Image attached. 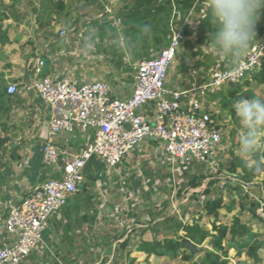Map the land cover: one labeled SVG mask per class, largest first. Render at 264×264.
Here are the masks:
<instances>
[{
  "label": "crops",
  "instance_id": "crops-1",
  "mask_svg": "<svg viewBox=\"0 0 264 264\" xmlns=\"http://www.w3.org/2000/svg\"><path fill=\"white\" fill-rule=\"evenodd\" d=\"M145 1L0 0V11L6 15L4 26L9 36L7 43H0V227L12 205L20 203L32 187L52 176V170L43 164V147L47 141L46 125L51 109L38 93L24 88L26 83L34 80V64L38 58L45 61L43 75L58 79L69 78L76 84L106 81L111 86V94L123 99L129 98L133 93L134 67L144 59L157 57L162 48L169 45L173 26L183 25L186 37L167 74L168 88L187 90L195 81H204L206 70L214 62L220 61L232 67L240 60L229 59L215 46L212 39L215 29L210 18L208 0ZM129 20L132 24L127 25L124 21ZM143 25L151 27L149 37H145L140 30ZM62 29H66L65 34L61 33ZM256 32V40L250 48L258 42H264V9L257 21ZM251 76L237 85L240 95L251 93L252 96H242L239 100L253 97L264 99V85L254 82L246 84ZM12 83L18 89L14 94L7 91L8 85ZM230 92L231 85H225L202 98L204 109L213 115L216 127L221 133L228 132L224 136L222 133L219 146V172L215 173L208 164L198 162H179L172 167L163 158L161 144L151 140L145 141L139 149L126 157L128 165L122 162L117 167H108L102 160L93 158L84 169L85 179L81 190L50 219L42 241L22 264H75L73 259L79 257L83 249H92L93 243L96 247L110 244L112 238L109 235H105L104 245H101L103 237H93L95 241L92 242L88 239L87 228L89 229L90 224L96 225L100 219L97 211L91 215L89 209L100 208L105 200L110 208L111 223L118 220L119 215L115 213H119L117 207L120 206L117 199L113 198L120 194L114 192L118 185L117 181L114 183L113 175L124 178V173L126 175L129 170L137 167L129 165V161L135 156L150 160L149 165L142 172L141 178L120 184L119 191L130 194L136 187H146L143 191L146 211L136 215L128 213L133 221L126 216L125 219L122 218L123 232L120 235L125 236H118L111 248L122 246L125 239H129L131 243L135 233L138 239L133 242V247L127 245L124 248L133 250L140 239L176 237L175 231L169 228L171 223L162 224L172 216L186 223L197 222L210 230L211 225L214 229L227 222V225H232L234 218L239 217L248 227H252V231L258 233L253 241L263 243L264 221L254 214L255 206L260 205L254 200L264 199V168L259 167V164H264V138L256 153L244 155L240 152L239 141L245 129L234 107L239 100L232 104L234 99ZM258 92L261 94L258 95ZM184 100V105L187 106L188 97H184ZM153 107L152 105L151 111ZM56 142L68 152L76 153L86 146L87 136L80 131H76L74 135L63 132ZM257 155L260 156L259 160ZM63 161L64 157L60 160L61 165ZM245 173L249 178L247 181L250 190L255 192L244 188L245 182L241 177ZM182 175L187 178L186 187L190 188H186L187 193L179 195L183 200L175 203L174 191L178 185L184 186ZM225 176L235 177L236 181L232 185L221 186ZM194 182L200 185L193 187ZM100 185H105L106 190L113 193L109 197L96 193L95 189ZM129 187L132 189L129 190ZM206 189L210 190V194L205 192ZM163 193H167L169 199L163 198ZM216 197H222L225 205L220 210L218 219L207 216L203 208L204 201ZM195 198L199 199L198 202ZM193 202L202 207L199 213L188 211L186 206L181 207V204L186 203L191 206ZM168 203L170 211H160ZM153 207L155 210L159 209V212L153 211ZM184 233L180 231L179 235ZM13 239L14 236L0 228V247ZM205 242L197 245L198 250L203 246L211 249L210 243ZM236 246V243L234 247L233 244L230 245L229 255L235 252ZM133 254L139 257L138 262L141 264L142 260L151 262L156 257L144 252ZM200 256L194 257L192 261L172 262L193 264ZM226 259L233 262L230 256ZM105 264H113V259Z\"/></svg>",
  "mask_w": 264,
  "mask_h": 264
},
{
  "label": "built area",
  "instance_id": "built-area-1",
  "mask_svg": "<svg viewBox=\"0 0 264 264\" xmlns=\"http://www.w3.org/2000/svg\"><path fill=\"white\" fill-rule=\"evenodd\" d=\"M185 37L183 25L172 27L169 45L157 57L144 59L134 67L133 93L126 99L114 97L106 81L76 84L69 78L43 75L45 61H35L34 80L24 88L38 93L51 109L43 164L52 170V176L10 207L0 228L14 239L0 247V264H22L37 249L50 219L80 190L84 169L93 158L117 167L151 140L161 144L163 158L172 167L179 162H198L219 172L222 134L213 115L205 111L202 98L225 85L240 84L258 72L264 60V42L254 44L232 67L214 62L206 70L204 81H195L189 89H171L166 85L167 74ZM7 91L16 93L17 85L9 84ZM184 97H188L187 106ZM76 131L87 136L84 148L70 153L57 144L63 132L74 135ZM259 208L262 212L258 214L264 216V202Z\"/></svg>",
  "mask_w": 264,
  "mask_h": 264
},
{
  "label": "rangeland",
  "instance_id": "rangeland-1",
  "mask_svg": "<svg viewBox=\"0 0 264 264\" xmlns=\"http://www.w3.org/2000/svg\"><path fill=\"white\" fill-rule=\"evenodd\" d=\"M259 94H261V92H258V95ZM251 96H252V94L249 93V95H246L245 97L248 98V97H251ZM238 97L240 98V94H238ZM222 133H223V136H224L228 132L222 131ZM127 162L128 161H126V158H125L123 160V164L128 165ZM129 162L131 163L129 165H132V166L133 165H137V167L132 168L131 170H129L130 172H128V174H126V175L124 173L123 174L124 178H122L119 175H113L114 183H116V181H117V185H118L117 189H116V186L114 185L115 186V191L114 192L115 193L119 192V194H120V196H116V197L113 198V199H115V198L117 199L116 201H117V203L120 206V207H117V212H119V213H115V214L119 215L118 220L115 219V222L111 223V221H110L111 213H109L110 212V208H109L108 205H106V201L105 200H103V203H101V205L99 204L100 208L98 207V208L89 209V212L91 211V213H90L91 215L95 214V211H97L98 212L97 216L100 217V219L98 220L96 225H95V223L90 224L89 229L87 228V230H86L87 233H88L87 237H88V239H90V242H92V240H94L93 237H98V239H101L103 237L102 238L103 242H101L102 243L101 245H104V242H106L105 235H109L110 238H112V242L117 240L118 236L124 237L125 235H123V234L120 235L123 232L122 231L123 230V225H122V222H121L122 218L125 219V216H126L130 221H133V218L131 216L127 215L128 213H130L131 215H136V213H140V212L146 211L145 205H147V203H146L145 199L143 198V193H144L143 191H145L146 187H143V186L136 187V188H134V191H132L130 194H126V191L122 193V192L119 191V189L121 188L120 184H122L124 181L135 180L137 177L141 178L142 177V172L147 168V166L149 165L150 160H144L143 158H138L137 156H135ZM220 168L222 169V167H220ZM214 176L217 177L216 174H214ZM181 177L183 178L182 183H183L184 186L180 187L178 185L177 186V190L174 191V195H175L174 202L175 203L181 202L183 200V198L180 197L179 195H181V194L183 195V192L187 193L186 188H190V187H186L187 178L184 177V175H182ZM119 179H121V180H119ZM222 180H223V183H221V186L232 185L231 183L236 181V180L228 179L226 177H224ZM243 180L245 182V183H243V185L245 186L244 188L247 191H249V192H251V191L255 192L252 189L250 190V185L248 184L249 182L247 181V180H249L248 176H245ZM227 183H229V184H227ZM144 186H145V184H144ZM232 187H234V186H232ZM129 188H130L129 190L132 189V187H129ZM240 188H241V186H240ZM80 190H81V186H80ZM95 191L98 194H102L104 197H107V196L109 197L113 193L111 190L107 191L105 185L97 186ZM190 192H193V190H191ZM163 194H164L163 198L169 199V195L167 193H163ZM150 196L153 198V195H150ZM212 196L214 197L215 194H213ZM248 198H249V196H248ZM252 198H254V196H252ZM195 199L198 202L199 199L198 198H195ZM108 201H109V198H108ZM257 201L260 204L261 202H264V199H261V200L260 199L259 200L255 199L254 200V202H256V203H257ZM175 203H173V204H175ZM97 205H98V203H97ZM197 205H199V204L193 202V205H191V206H189L186 203V204H181V207L182 206H184V207L186 206L188 211H193L195 213H199V210L202 207H200V205L199 206H197ZM169 206L170 205L168 203V206L161 208L160 211L169 212L170 211L169 210ZM259 209H260L259 206H255L254 214L259 216L260 217L259 219L261 221H264V216L258 214V213L262 212V211L260 212ZM152 210L159 212V209L155 210L154 207L152 208ZM172 211H173V208H172ZM204 212H205V210H204ZM178 215L179 216L181 215L180 210H179ZM240 220L242 221V219H240ZM232 223H233V221H232ZM227 224H228V222H227ZM211 226H212L211 230L207 229V228H205V229L211 231L214 234H216L217 233V229H214L213 225H211ZM227 226L230 227L231 225H227ZM249 228L251 230H253L252 227L249 226ZM136 235H137V233L134 234L133 241H131V243L129 244V247H133L132 246L133 242L136 239H138L137 237H135ZM208 239L209 240H206L205 243H210L209 245L211 246L210 238H208ZM112 242L110 244H105L107 246H99V247L94 246V243H93L92 249H90V250L88 248L86 250L83 249L81 251V254L79 255V257H76V258L73 259V260L76 261L75 264H105L106 261H109L111 259H113V264H141L140 262H138V258L139 257H137V256H135L133 254L134 252H131V255L129 256L128 253L130 252V250H129L128 247L123 248V247L118 245L117 248H111L112 247ZM234 243H236V241L233 239V237L229 233L227 238H226V240H225V245H227L226 248L230 249V245L231 244H233V247H234ZM259 244L261 246L262 245L263 246L259 250H253V252L255 253L254 255L253 254L247 255V253H246L247 248H244L242 254L238 255L237 254L238 249L236 248L235 252H233V253L231 252L232 254L229 255V253H228V256H230V258L233 260V262H231V261H228V262L230 264H248V262H252L254 264H264V241H263V243H259ZM206 248L207 247H204V246L201 247L200 248V252H198L194 257L201 255L199 257V259L201 260L203 258V256H204V252H202V251L204 249H206ZM211 249H213L212 246H211ZM256 256L259 258V261H257V262H256ZM227 257H224V259L226 261H227V259H226ZM133 258L135 259V261L131 262V259H133ZM165 258L155 257L154 259L151 260V262L149 260L148 261L142 260V264H173V262H172L173 260H171L170 258H167V257H165ZM167 260H170V261H167Z\"/></svg>",
  "mask_w": 264,
  "mask_h": 264
},
{
  "label": "trees",
  "instance_id": "trees-1",
  "mask_svg": "<svg viewBox=\"0 0 264 264\" xmlns=\"http://www.w3.org/2000/svg\"><path fill=\"white\" fill-rule=\"evenodd\" d=\"M150 0H146L145 3H148ZM147 5V4H146ZM6 20L5 13L0 11V43L5 44L9 41L8 31L5 29L4 22ZM127 25L132 24L131 20L124 21ZM249 81L246 82L249 85L251 82H254L257 85H264V60L260 70L254 73ZM240 88L237 84H231L230 96L234 99L232 104L235 101L239 100L238 94ZM1 143V139H0ZM257 159H260V156H256ZM260 168H264V164H259ZM222 170V169H221ZM246 176V173H245ZM243 176L242 178L244 179ZM200 183L194 182L193 187L199 186ZM207 194H210V190H205ZM78 193V192H77ZM225 207L224 200L222 197H216L213 199H207L204 201V210L207 216H212L215 219L219 218L220 210ZM171 223L169 227L173 229L176 237H164L163 239H158L153 237L151 240L140 239L135 248L130 250L128 253L129 256L131 252H144L148 256L154 255L156 257H167L171 260H184L192 261L194 256L189 251L187 245L182 241L183 238H189L196 245L203 244L208 238L211 240V246L213 249L206 248L203 258L197 260L193 264H227L228 261L224 257L228 256L229 249L226 248L225 240L230 233L233 239L236 241L238 249L237 254L241 255L244 248H247V255L255 254L253 250H259L262 246L259 243H255L253 240L257 238L258 233L252 231L247 224L243 223L239 217H235L233 223L230 227L227 225H220L216 227L218 232L216 234L212 233L209 230L203 228L199 223H186L179 220L176 216L169 217L165 219L162 224ZM180 231H184V235H179ZM142 235V234H141ZM238 237V238H237ZM130 244L129 239L121 244L127 246ZM200 252V250L198 251ZM223 256V257H222ZM135 259H131V262H134ZM259 261V258L256 256V262Z\"/></svg>",
  "mask_w": 264,
  "mask_h": 264
},
{
  "label": "clouds",
  "instance_id": "clouds-1",
  "mask_svg": "<svg viewBox=\"0 0 264 264\" xmlns=\"http://www.w3.org/2000/svg\"><path fill=\"white\" fill-rule=\"evenodd\" d=\"M208 7L215 29L212 33L215 46L229 59L239 60L256 40V25L264 0H208ZM140 30L145 37L151 34L149 25L141 26ZM234 107L245 129L239 150L244 155H252L264 138V99L239 100Z\"/></svg>",
  "mask_w": 264,
  "mask_h": 264
},
{
  "label": "water",
  "instance_id": "water-1",
  "mask_svg": "<svg viewBox=\"0 0 264 264\" xmlns=\"http://www.w3.org/2000/svg\"><path fill=\"white\" fill-rule=\"evenodd\" d=\"M247 94H242L240 95V98H242V96H246ZM182 241L187 245V247L189 248L190 252L192 255H196L198 253V247L197 245L192 242L189 238H183Z\"/></svg>",
  "mask_w": 264,
  "mask_h": 264
}]
</instances>
